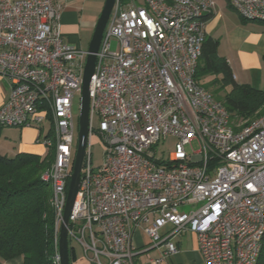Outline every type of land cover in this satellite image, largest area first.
Segmentation results:
<instances>
[{
    "label": "built area",
    "instance_id": "1",
    "mask_svg": "<svg viewBox=\"0 0 264 264\" xmlns=\"http://www.w3.org/2000/svg\"><path fill=\"white\" fill-rule=\"evenodd\" d=\"M228 1L242 18L264 22V0ZM214 9V0H116L92 76L89 142L68 227L71 245L96 264H135L140 228L153 246L165 247L153 263L176 253L183 233L197 235L206 264L260 257L264 113L234 126L223 102L196 80ZM60 18L53 0H0V81L9 88L0 126L34 127L35 142L53 150L43 179L53 192L58 264L75 155L74 98L88 56L63 39ZM95 134L105 145L98 167ZM170 136L174 150L164 158L157 148ZM196 140L200 149L191 155Z\"/></svg>",
    "mask_w": 264,
    "mask_h": 264
},
{
    "label": "trees",
    "instance_id": "2",
    "mask_svg": "<svg viewBox=\"0 0 264 264\" xmlns=\"http://www.w3.org/2000/svg\"><path fill=\"white\" fill-rule=\"evenodd\" d=\"M218 45L216 39L206 36L196 80L223 102L234 126L248 124L264 113V87L239 83ZM208 76L212 79L207 81ZM52 162L53 150L43 155L0 153V264L16 258H22L19 264H58L53 192L43 179ZM256 264H264V237Z\"/></svg>",
    "mask_w": 264,
    "mask_h": 264
},
{
    "label": "crops",
    "instance_id": "3",
    "mask_svg": "<svg viewBox=\"0 0 264 264\" xmlns=\"http://www.w3.org/2000/svg\"><path fill=\"white\" fill-rule=\"evenodd\" d=\"M61 6L60 30L63 39L76 47L88 50L98 18L105 0H53ZM215 9L207 18V37L219 43L218 52L225 57L241 84H248L256 89L264 87V22L250 21L237 15L226 0H214ZM7 84L0 81V104L8 97ZM26 139L20 143L19 152H32L43 155L42 146L35 142L38 130L24 128ZM135 264H206L199 250L198 237L195 233H183L176 239L178 251L159 262L164 246H153L149 236L140 228L136 230ZM22 258L8 260L2 264H19ZM71 264H96L85 257L80 245H71Z\"/></svg>",
    "mask_w": 264,
    "mask_h": 264
},
{
    "label": "water",
    "instance_id": "4",
    "mask_svg": "<svg viewBox=\"0 0 264 264\" xmlns=\"http://www.w3.org/2000/svg\"><path fill=\"white\" fill-rule=\"evenodd\" d=\"M116 0H105L102 12L96 23L94 33L88 47V56L84 69L83 84L81 91V103L79 114V129L77 148L74 155L73 170L68 188L67 202L63 215V222L60 226L59 233V255L60 264H71L70 258V239H69V222L74 207V203L79 191V186L82 179V170L87 154V146L89 142L90 131V92L92 76L94 75L97 54L100 50L105 29L109 22L111 13L114 9Z\"/></svg>",
    "mask_w": 264,
    "mask_h": 264
},
{
    "label": "rangeland",
    "instance_id": "5",
    "mask_svg": "<svg viewBox=\"0 0 264 264\" xmlns=\"http://www.w3.org/2000/svg\"><path fill=\"white\" fill-rule=\"evenodd\" d=\"M226 3V0H224ZM216 5V4H215ZM233 8V7H232ZM237 15H240L239 12L236 9H232ZM118 46V42L116 40H112L111 42V48L112 50H116ZM212 77L208 76L205 80H210ZM212 92V90H209ZM80 103H81V95L77 94L74 98V105H73V111L75 114L76 119V139H75V149L74 154L76 152L77 148V140H78V129H79V114H80ZM45 127L49 129L50 124L49 122L45 123ZM44 133V132H43ZM26 139L24 128L22 127H0V153L6 154L8 156H15L19 152L20 143H22ZM176 139L174 137H168L167 141L162 142L158 146L159 155L168 158L170 153L174 150ZM39 146H42L44 151L46 152V148L42 144H38ZM200 149V143L198 140L193 142V147L188 146L187 150L192 155L195 150ZM104 150L105 145L102 141V139L99 137V135L95 134L93 137V166L98 167L103 163L104 158ZM191 206L184 207L185 210H189Z\"/></svg>",
    "mask_w": 264,
    "mask_h": 264
}]
</instances>
